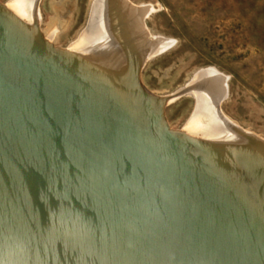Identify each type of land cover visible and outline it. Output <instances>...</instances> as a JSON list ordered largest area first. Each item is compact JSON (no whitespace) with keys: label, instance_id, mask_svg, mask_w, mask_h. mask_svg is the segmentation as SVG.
<instances>
[{"label":"bare ground","instance_id":"bare-ground-1","mask_svg":"<svg viewBox=\"0 0 264 264\" xmlns=\"http://www.w3.org/2000/svg\"><path fill=\"white\" fill-rule=\"evenodd\" d=\"M39 1L0 5V71L22 77L38 68L25 88L0 87V101L14 100L10 110L23 115L20 101L43 93L35 99L44 110L105 160L100 165L74 149L78 157L63 154L47 164L39 160L42 146L10 151L0 135V264L31 257L42 264L33 247L38 242L52 248L51 264H264V141L212 109L226 97V78L214 68L193 77L196 113L184 134L170 131L161 113L165 102L138 82L144 62L172 44L149 40L143 20L150 8L98 0L80 40L61 51L51 49L52 35L38 32ZM155 117L158 141L150 138ZM80 177L96 183L86 180L81 188ZM53 191L65 204L57 210L52 200L42 203ZM95 220L108 226L92 230L98 255L77 242L76 223L94 228ZM67 228L74 238L60 243Z\"/></svg>","mask_w":264,"mask_h":264},{"label":"rangeland","instance_id":"rangeland-1","mask_svg":"<svg viewBox=\"0 0 264 264\" xmlns=\"http://www.w3.org/2000/svg\"><path fill=\"white\" fill-rule=\"evenodd\" d=\"M96 1H39L38 32L44 39L53 36L52 50H68L80 40ZM126 1L134 9L150 8L143 20L149 40L172 42L147 59L138 76L147 94L165 102L161 113L168 130L185 133L198 105L191 83L201 70L214 68L227 86L225 99L212 109L220 108L223 120L264 141V0Z\"/></svg>","mask_w":264,"mask_h":264},{"label":"water","instance_id":"water-1","mask_svg":"<svg viewBox=\"0 0 264 264\" xmlns=\"http://www.w3.org/2000/svg\"><path fill=\"white\" fill-rule=\"evenodd\" d=\"M33 52L34 51H26L25 55L30 56L33 54ZM39 61H43V59L41 58V60H40V58H39ZM19 62H21V61H19ZM40 63H42V62H40ZM3 64H4L3 61L0 60V65L2 66ZM22 66H23L22 64H20V67L18 65L17 69L20 71H24ZM35 68L38 70L37 67H35ZM36 69H32V71H31L32 74L33 73L36 74ZM31 72L24 73V76H22V77H18L16 75L14 77L13 73L11 71L7 74L6 72H4V69L1 68V71H0V87H2L4 89H9V90L11 88L15 89V90H19L20 88L23 89L26 87L25 86V80L30 76ZM30 94H31V96H30V100L28 102H21L20 101V104L17 105L19 108L20 107L22 108L21 109L22 113H25L23 115L21 114L22 116L21 115H14V112L12 110H10V108H9V107L14 108V106L16 105L17 102H15L14 100H12L10 98L0 101V107H1V109H0V135H1V137L5 138V140L7 142V144L5 143V145L8 147V149L10 151H13L14 147H20L21 149H25V150L27 149L26 150L27 152L31 151V148L34 151L39 152L38 147L42 146L45 154L43 155L44 157L39 158V160H47V164H56L57 161L60 159L59 157H62L63 154H71V155L74 154V156H77L76 155L77 152L74 150V149H76L79 152L87 154L88 156L93 158L100 165L103 164L105 157L99 151H97V149L94 146L89 147L88 145H83L82 142H80L78 140L77 135H75L71 131L67 130L68 126H66L63 123H60V121H57L55 118L50 116L44 110L43 105L40 104V102H38L35 99V96H43V93H40L38 95L36 93L32 94L30 92ZM12 97H14V96H12ZM14 98L17 99L16 97H14ZM4 103H5V105H13V106H4ZM29 117L36 119L35 121H37V122L36 123L30 122ZM93 118H96V117H93ZM155 118H156L155 125H153L150 128V132H151V134H153V136L150 138L154 139L155 141H158L159 140L158 137L160 135H158V134L155 135L156 131H154V129L158 127V124H157L158 118L157 117H155ZM112 133H114L113 130H112ZM166 134L167 133L162 134V136H165ZM106 136L113 138L110 132H108ZM1 137H0V142L3 141ZM84 140H87V139H84ZM35 142L38 143V145L36 147H34ZM51 159H53L55 161V163H52V161H50ZM76 166H78V165H76ZM58 169H60V168H58ZM69 170L75 171L74 169H69ZM107 176L109 177L108 174H107ZM86 180H88V182H91V181L95 182L94 181L95 179L92 177L90 179H86ZM86 180L83 179L82 177H80L79 180H76V181L78 182V184L80 186H82L81 188H83V184L87 182ZM74 184L76 185L77 183H74ZM157 186H158V191H159L158 194L163 193L164 184L161 182ZM64 189H67V188H64ZM67 190H70V188ZM62 196L63 195H60L58 193V191H53L52 195L50 194L46 200H42V203H46V202L48 203L50 200H52L53 204H54L53 207L56 208V210H57L58 208L65 205L63 203V201L59 200ZM66 205L67 206L69 205V207L70 206L75 207L76 203L74 201H70ZM46 208H48V207L46 206ZM40 211H41V209L39 208V212ZM95 222H96V227H94V228L93 227L90 228V226L87 225V223H85V225L80 224V226L76 223V227L78 226L77 229L79 231H81L80 232L81 235L78 237L77 242L81 243V245H83L84 242H87L89 244L91 250L93 251V253L95 255H98L96 253L97 252L96 250H98L99 252L101 251V250L97 249L98 246L96 245V244H98L97 241L99 239L91 236L92 230L98 229L99 232H101L102 230L108 229V226L103 224V223L98 224L96 220H95ZM61 230H62V235L65 233L64 236H66L65 238L67 240L64 239L60 243H66L67 241L69 242L72 238H74V236H73L74 235L73 233H75L74 228L73 229L67 228V229H61ZM111 237H116V236H113L110 233V238ZM68 239H70V240H68ZM48 245H49L48 243L42 244L40 242H38L37 245L36 244L33 245V247L35 249H38L37 250L38 253L41 254V256H40L41 258H39V260L41 261L42 264H51V260L53 261V259H54L53 250H52V248L48 247ZM131 247L135 248V246H131ZM11 249H14V247L12 245L10 246L9 250H11ZM126 257L129 259H134L133 256H126ZM126 257L122 258V262L126 263V259H127ZM22 263L36 264V261L34 260L33 257H31L28 262H25L24 259H22ZM13 264H16V263H13Z\"/></svg>","mask_w":264,"mask_h":264}]
</instances>
